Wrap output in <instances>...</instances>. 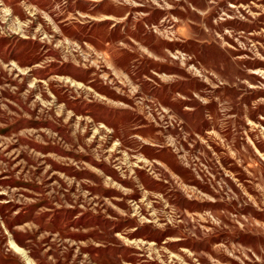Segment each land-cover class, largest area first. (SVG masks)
Returning <instances> with one entry per match:
<instances>
[{"label": "rangeland", "instance_id": "rangeland-1", "mask_svg": "<svg viewBox=\"0 0 264 264\" xmlns=\"http://www.w3.org/2000/svg\"><path fill=\"white\" fill-rule=\"evenodd\" d=\"M0 264H264V0H0Z\"/></svg>", "mask_w": 264, "mask_h": 264}]
</instances>
